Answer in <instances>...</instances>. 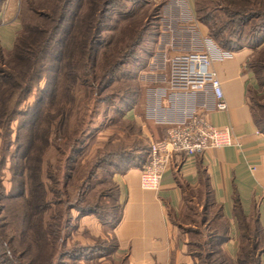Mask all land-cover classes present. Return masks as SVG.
<instances>
[{"label":"trees","instance_id":"obj_1","mask_svg":"<svg viewBox=\"0 0 264 264\" xmlns=\"http://www.w3.org/2000/svg\"><path fill=\"white\" fill-rule=\"evenodd\" d=\"M152 1L22 0L23 25L14 48L5 51L0 46V264H64L68 256L76 260L68 251L73 210L81 217L120 220L121 193L114 176L132 167L143 169L150 160V144L142 128L125 119L138 105L139 89L114 78L127 57L132 58L158 33L161 10ZM126 2L148 6L149 12L138 29L130 26L135 37L128 43L122 39V44H127L118 52V33L127 30L126 23L138 12L127 10ZM5 3L0 0V12ZM209 4L204 8L201 0H196V17L208 27L209 37L220 49L236 53L263 47L264 0H212ZM112 11L119 17L114 28L110 27ZM257 55L258 60L264 58V47L253 52L247 65L262 89L260 61L250 62ZM109 59L113 61L110 64ZM128 72L123 74L125 78ZM118 81L120 84L112 87ZM78 90L85 92L88 100L85 109L76 108ZM34 91L40 95L34 105L27 106ZM115 100L124 108L120 113L121 137L113 134L90 155L84 148L85 135L98 108ZM252 109L256 125L264 133V116L258 118ZM14 133L16 152L12 153ZM52 151L57 153L55 163L47 160ZM8 159L11 184L21 178L18 182L25 192L27 188L28 195L24 192L19 201L11 194L13 188L7 191L4 185ZM191 197L194 199L187 203L199 197L205 211L212 213L208 218L194 215L199 216L204 231L196 233L201 239L189 240L188 247L199 264H264V231L257 210L245 215L235 196L233 214L240 245L234 260L224 249L230 239L229 221L214 200L204 173L201 189ZM186 221L191 222V217L186 216L183 223L175 220L187 231L190 225Z\"/></svg>","mask_w":264,"mask_h":264},{"label":"crops","instance_id":"obj_2","mask_svg":"<svg viewBox=\"0 0 264 264\" xmlns=\"http://www.w3.org/2000/svg\"><path fill=\"white\" fill-rule=\"evenodd\" d=\"M21 2L6 0L0 12L2 50H13L22 29ZM164 8L158 33L151 42L148 66L165 62L167 56L205 50L209 39L208 27L196 17V0H168ZM251 53V49H244L231 58L216 59L212 65L228 105L225 112L215 109L210 93L173 91L166 81L149 89L142 114L138 115L136 108L126 113L125 119L142 128L150 145L164 138L171 124L199 112L215 127L230 128L235 145L194 157L176 156L157 191L141 188L139 168L114 176L120 188L122 216L112 233L114 253L122 257L121 264H199L189 253L185 226L175 220H180L187 200L194 199L191 194L201 189V173L208 176L213 198L229 221L230 239L224 249L231 258L236 260L240 245L233 214L235 196L245 215L258 211L264 231V133L256 125L250 99L251 91L258 89L255 74L247 68ZM83 221L97 222L91 217Z\"/></svg>","mask_w":264,"mask_h":264},{"label":"rangeland","instance_id":"obj_3","mask_svg":"<svg viewBox=\"0 0 264 264\" xmlns=\"http://www.w3.org/2000/svg\"><path fill=\"white\" fill-rule=\"evenodd\" d=\"M149 1V0H148ZM168 0H153L152 4L155 3V6H157L158 9L161 10V16L163 17V13L166 8ZM212 0H201V4L204 8H209L210 4L209 2ZM128 5L127 10L133 11L137 9L136 11L137 14L134 15L133 19L130 21V23H126L127 30L123 33H118V38H117V51H121V48L123 45L127 44L129 42V39L131 36L135 37L134 35L131 34L130 32V26L133 29H138L140 26V23L144 21V17L148 14L149 12V7L148 6H138L134 5L133 3H127ZM144 5V4H143ZM115 12V11H114ZM118 12V11H116ZM220 14V13H219ZM28 18L26 19L29 20V16L31 17V14H27ZM111 21H110V27L114 28L116 26L115 20H119L117 17L116 13H113V11L110 13ZM117 18V19H112V18ZM25 21V17H24ZM135 26V28L133 27ZM154 30V28H153ZM107 37V36H106ZM105 35L103 38L100 40L102 44L105 42ZM122 39L128 40L127 43L122 44ZM210 39V37H209ZM153 40V39H152ZM216 44V43H215ZM217 45V44H216ZM218 46V45H217ZM264 47V45H263ZM263 47L256 49H251L252 53L253 52H258L261 50ZM139 51H136L134 56L132 58H128L125 60L127 63L122 66L118 67L116 71V76L114 79H119L120 82L124 83H131L135 87H137L140 91V98L138 105L135 107L137 110V114H142L144 112V102L146 101L147 97V92L149 89H154L153 87H160L163 86L164 83L168 80L169 72H170V63L169 60L171 59L170 56H167L165 59V62L160 63L156 62L154 65L148 66L147 62L150 56L151 51L153 50V45L150 42H147L144 47H141L138 49ZM114 52V53H118ZM121 53V52H120ZM189 54V53H187ZM259 55L255 56L254 59H252L251 64L257 63V61H260V66L263 68L262 70V75H264V58H260L258 60ZM250 59V58H249ZM112 59L107 60V63L110 64L113 61ZM249 62V60H248ZM247 62V64H248ZM107 64V65H108ZM156 65L158 69H156ZM161 67V69L159 68ZM248 68V65H247ZM129 71V72H128ZM128 72V77L125 78V75L123 76L124 73ZM123 77L125 79H123ZM105 82L108 83V79H104ZM120 82H116L113 84L112 87H115L120 84ZM168 82V81H167ZM102 83V82H101ZM100 83V84H101ZM41 88H44L45 82L41 83ZM106 86V85H105ZM37 95L39 94V91H34L33 94L30 96L28 99V102L26 103L27 106H32L36 103L37 101ZM251 104L255 109V114L258 118H262L264 116V87L258 89L251 94ZM119 101L115 100L114 102L109 104H103L101 105L97 110L96 115L93 118V123L91 124L89 130L87 131V134L85 135V144L84 148H87L86 151L89 150L90 155L94 154V151L96 148L99 146L102 147L106 142L109 140L110 137L113 136V134H118V136L121 137V121H120V113L124 109L122 106L118 104ZM88 104L87 98H85V92L82 90H78L77 92V101H76V108L79 109H85V107ZM120 107L121 110L118 108ZM120 111V112H119ZM264 126V125H263ZM17 123H14L13 128L16 129ZM2 135V134H1ZM14 138H15V133L13 134L12 140L14 143ZM3 145L2 138L0 137V149ZM14 146L12 147V153L16 152L15 148V143L13 144ZM90 146V148L88 147ZM89 148V149H88ZM56 156L57 153L56 151H52L47 155V160L50 162L55 163L56 161ZM10 161L8 159V162L5 166L4 170V185L7 188V191H10L11 188L12 192L11 194L15 197L18 198L17 201L21 200L20 195H22L25 192L24 185H21L18 181H22L23 179H18L16 182L11 184L12 180V173H10ZM26 195H28L27 188H26ZM202 200L196 199L192 202H189L185 205L184 210L180 216V220L182 223L183 221L186 220V216L191 217V222H187L189 225V228H187V238L190 241H195V240H200L201 238L198 239L196 233L204 231V228H202L200 224V219L198 215H204L203 217L208 218L209 216L212 217L211 211H205V209L202 207ZM191 208H194V210L191 212ZM195 213L198 215L195 217ZM73 215V221L71 223V227L69 230V238H68V251H72V254H74V258L76 260L71 259V257H65L64 264H121L122 263V257L118 255L115 252V241L113 239V233H112V228L116 224L114 220H109V218H104V220L99 219L98 217L94 215L90 216H85L81 217L79 216V213L76 210L72 211ZM86 217H91L94 220V223L88 222V221H83L84 218ZM198 220V221H197ZM194 222V223H193ZM185 223V222H184ZM97 225V227L95 226ZM105 258V259H103Z\"/></svg>","mask_w":264,"mask_h":264},{"label":"built area","instance_id":"obj_4","mask_svg":"<svg viewBox=\"0 0 264 264\" xmlns=\"http://www.w3.org/2000/svg\"><path fill=\"white\" fill-rule=\"evenodd\" d=\"M206 49L172 57L168 83L173 91L186 93L205 92L214 96L218 112L228 110L224 92L217 74L211 69L216 59L231 58L233 53L223 51L210 38ZM235 145L232 130L212 125L204 113H195L183 122L173 123L164 138L150 145V160L141 169L140 184L143 190L157 191L165 172L176 156L194 157L210 149Z\"/></svg>","mask_w":264,"mask_h":264}]
</instances>
